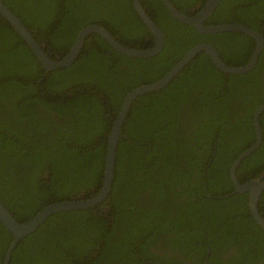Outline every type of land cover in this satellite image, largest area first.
Masks as SVG:
<instances>
[{
  "label": "trees",
  "instance_id": "trees-1",
  "mask_svg": "<svg viewBox=\"0 0 264 264\" xmlns=\"http://www.w3.org/2000/svg\"><path fill=\"white\" fill-rule=\"evenodd\" d=\"M1 1L54 59L88 23L102 24L129 47L153 44L130 0ZM222 1L205 24L217 22ZM152 2L141 0L158 14L152 19L163 42L156 54L126 56L90 33L68 65L50 70L0 15V202L17 220L98 189L106 134L123 96L160 77L177 46L204 41L227 64L248 59L251 48L247 53L236 42L251 41L243 32H200L172 18L161 0ZM246 26L263 36L254 65L223 72L197 51L165 85L137 95L116 143L106 198L47 215L18 239L8 264H203L206 249V264H264V231L249 212L247 191H234L228 174L232 159L254 141L252 110L264 103V19ZM258 121L261 141L235 167L239 182L264 170V110ZM257 210L264 218V188ZM166 225L172 235L158 247L156 234ZM11 237L0 223V264Z\"/></svg>",
  "mask_w": 264,
  "mask_h": 264
},
{
  "label": "water",
  "instance_id": "water-1",
  "mask_svg": "<svg viewBox=\"0 0 264 264\" xmlns=\"http://www.w3.org/2000/svg\"><path fill=\"white\" fill-rule=\"evenodd\" d=\"M133 7L137 14L139 15L142 22L146 25L148 30L153 36V44L149 47L144 48H134L128 47L120 42H118L115 37L105 28L102 24L98 23H88L82 25L77 32L75 33L74 39L69 46L68 50L62 55L57 56L55 59L50 58L46 52L43 51L40 44L35 40L33 35L27 30L25 25L21 20L11 11V9L0 0V15L11 25L12 29L20 36V38L26 43L28 48H30L35 55L36 59L40 64L46 69L58 68L65 65H68L79 53L81 47L83 46L85 37L90 33H96L100 35L113 49L122 53L126 56L134 57H146L153 54H156L161 46L163 35L160 28L147 16V14L142 9L138 0H132ZM163 5L165 6L167 12L176 20L189 24L193 26L196 30L201 32H217V31H226L234 30L241 31L248 36L252 37L255 40L253 50L248 57V59L240 65H230L225 63L219 56L215 47L209 42H198L190 46L186 52L174 63L172 64L167 71L164 72L162 76L157 78L154 81L148 83H142L134 86L128 90L120 103V106L111 121L109 129L106 134V144L104 151V161H103V170H102V179L100 186L96 191L93 192L91 196L87 197H78L57 200L51 203H48L41 207L37 212H35L30 218L24 221L17 220L14 215L0 202V223L12 234V237L6 249L3 253L1 264H8L9 255L12 248L25 234L34 230L47 215L52 212H57L60 210L68 209H78V208H88L96 203L102 201L106 198L114 170V157H115V148L117 140L121 135V127L123 121L127 115V111L130 107L132 100L139 94L156 90L166 84L174 75L183 67V65L197 52L204 51L209 56L213 65L223 72L230 73H242L249 70L255 63L259 51L262 47L263 38L260 32L250 29L247 26L236 23V22H224V23H215V24H205L204 20L211 13L215 7L217 0H205V2L195 8L192 14H184L179 12L169 0H162ZM264 110V103L258 104L253 110V130H254V141L244 149H242L231 161L229 165V175L234 186V191L244 192L247 191V206L249 212L252 215L255 222L259 227L264 231V218L257 210V202L261 190L264 188V180L261 179V174L250 177L242 182H239L235 176V167L238 162L247 154H249L254 148H256L261 141V128L258 121V115L261 111Z\"/></svg>",
  "mask_w": 264,
  "mask_h": 264
},
{
  "label": "flooded vegetation",
  "instance_id": "flooded-vegetation-1",
  "mask_svg": "<svg viewBox=\"0 0 264 264\" xmlns=\"http://www.w3.org/2000/svg\"><path fill=\"white\" fill-rule=\"evenodd\" d=\"M131 1V4L133 6V2L132 0ZM142 9L144 10V12L147 14V16L153 21L152 19V16L155 15L156 17L158 16V14H154L151 10V7L149 5V3L152 5V6H155V3H153L152 1L153 0H148L149 3H148V11L145 9V7H143L142 3H141V0H138ZM143 1H146V0H143ZM162 1V0H161ZM173 1H178V2H181L183 4L186 5V9L189 10V11H193L195 8H197L198 6L202 5L205 0L201 1V0H169V2L179 11L181 12L172 2ZM163 3V2H162ZM134 9V7H133ZM214 9V8H213ZM135 10V9H134ZM259 11H263L262 15L259 16L258 14H256V12H259ZM136 12V11H135ZM137 13V12H136ZM148 13H151L152 15L148 14ZM184 13V12H182ZM193 13V12H192ZM191 13V14H192ZM212 13V11H211ZM210 13V14H211ZM185 14V13H184ZM209 14V15H210ZM138 15V14H137ZM208 15V16H209ZM139 16V15H138ZM140 18V17H139ZM159 18V17H158ZM264 19V0H223L222 1V4L221 6L216 10L215 14H214V18H213V21H217V22H213L211 24H215V23H218V21L220 20H228L229 22H236V23H241L243 25H249V26H252L253 27V21L257 20V19ZM175 19V18H174ZM142 21V20H141ZM260 21V20H259ZM154 22V21H153ZM155 24H157L156 22H154ZM144 24V23H143ZM145 25V24H144ZM146 26V25H145ZM193 27V26H192ZM198 31V30H197ZM234 31V30H232ZM111 32V31H109ZM201 32V31H200ZM218 32V31H217ZM237 32H241V31H237ZM207 33V32H205ZM245 34V33H244ZM261 34V32H260ZM247 35V34H246ZM248 36V35H247ZM262 36V35H261ZM42 37V36H41ZM250 37V36H249ZM251 38V43L254 42L255 44V40ZM263 38V36H262ZM171 41H173L174 43H178V40L177 39H172ZM204 42V41H203ZM236 42L238 43V45L244 50L247 52L246 50V45H248L249 49L251 48V52L253 50V46L254 44L251 45V43L248 41V39H245V37H242V36H237L236 38ZM262 46H263V43H262ZM177 53H176V56L174 57V61L176 62L185 52L187 49H181L177 46ZM202 51V50H201ZM250 52V54H251ZM248 53V52H247ZM47 54V53H46ZM249 54V56H250ZM48 55V54H47ZM49 56V55H48ZM58 56V55H57ZM56 56V57H57ZM50 57V56H49ZM51 58V57H50ZM54 59V58H52ZM190 60V59H189ZM188 60V61H189ZM187 61V62H188ZM174 62V63H175ZM186 62V63H187ZM173 63V64H174ZM185 63V64H186ZM184 64V65H185ZM183 65V66H184ZM171 66V65H170ZM53 69V68H52ZM50 70V69H49ZM180 70V69H179ZM167 71V70H166ZM164 74V73H163ZM162 74V75H163ZM161 75V76H162ZM159 78V77H158ZM156 80V79H155ZM154 81V80H153ZM139 85V84H138ZM165 85V84H164ZM159 89V88H158ZM157 90V89H156ZM154 91V90H153ZM101 98V97H99ZM115 116V115H114ZM113 116V118H114ZM112 118V119H113ZM111 119V121H112ZM253 120V110H252V117H251V121ZM111 124V122H110ZM124 136V134H123ZM165 171V170H164ZM136 172H134L133 174L135 175ZM228 174H229V167H228ZM236 176V175H235ZM230 177V175H229ZM237 178V176H236ZM242 178V177H241ZM231 180V179H230ZM238 180V179H237ZM244 181V180H243ZM232 182V181H231ZM162 200V199H161ZM141 205L145 203L144 200H141L139 202ZM156 235H158V239L160 240L158 243H157V246L158 247H161L162 245H164L165 243V239L167 238V236H171L172 235V226L170 225H166L164 227V229L160 232H158ZM163 243V244H162ZM195 250V249H194ZM207 254H208V249H206V252H205V255H204V259H203V264H206V258H207ZM2 262V261H1Z\"/></svg>",
  "mask_w": 264,
  "mask_h": 264
},
{
  "label": "clouds",
  "instance_id": "clouds-1",
  "mask_svg": "<svg viewBox=\"0 0 264 264\" xmlns=\"http://www.w3.org/2000/svg\"><path fill=\"white\" fill-rule=\"evenodd\" d=\"M218 1V0H217ZM171 16V15H170ZM172 17V16H171ZM173 18V17H172ZM248 28H250V27H248ZM148 29V28H147ZM250 29H253V28H250ZM255 30V29H254ZM257 31V30H256ZM150 32V31H149ZM152 35V34H151ZM152 41H153V36H152ZM162 42H163V39H162ZM122 44V43H121ZM124 45V44H123ZM126 46V45H125ZM129 47V46H128ZM134 48H137V47H134ZM144 48V47H143ZM122 54V53H121ZM124 55V54H123ZM260 143V142H259ZM259 145V144H258ZM249 146V145H248ZM254 150V149H253ZM252 150V151H253ZM248 155V154H247ZM246 155V156H247ZM245 157V156H244Z\"/></svg>",
  "mask_w": 264,
  "mask_h": 264
}]
</instances>
